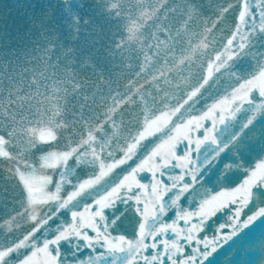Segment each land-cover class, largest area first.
<instances>
[{
    "label": "water",
    "instance_id": "water-1",
    "mask_svg": "<svg viewBox=\"0 0 264 264\" xmlns=\"http://www.w3.org/2000/svg\"><path fill=\"white\" fill-rule=\"evenodd\" d=\"M133 1L128 0L129 13L137 17L129 23V35L121 32V37L130 39L134 25L147 22L159 38L168 39L146 69L135 67L150 53L148 39L132 40L128 49L112 48L110 56L120 57L119 69L110 67V56L86 54L77 60L72 49L92 53L110 30L98 21L97 7L89 0L66 2L67 12L61 9L64 0H57L58 8L51 0L29 2V9L15 5L17 0H0V85L11 87L1 89L0 106H7V96L20 101L49 97L56 103L54 118L72 116L81 123L45 143L31 140L10 147L1 136L0 148L19 162L17 176L36 190L28 198L30 221L20 238L5 208L24 212L18 203H6L0 175V264H95L99 254L105 260L101 264H264V0H151L155 6L149 10L143 0ZM81 3L94 23L85 24L88 31L71 42L66 13ZM174 16L183 26L175 30L176 23L171 29L176 35L165 37ZM45 28L58 32L63 49L41 39ZM187 28L194 31L187 35ZM89 62L95 66L82 67ZM85 76L97 86L94 93L79 84ZM70 90L78 103L69 98ZM40 117L49 122L53 115L45 111ZM0 125L4 132L10 123L0 119ZM31 129L23 126L15 140ZM46 145L53 148L43 159L50 162V171L27 160V152L48 150ZM66 150L71 161L77 159L73 170L52 169L67 161ZM57 152L58 159L50 160ZM198 169L207 171L203 178ZM43 197H57L59 203L36 205ZM149 198L153 202L142 212L135 217L125 213L119 220L118 228L125 230L109 244L108 261L101 245L109 233L91 235L93 223L119 211L121 204ZM214 215L215 222L225 216L230 223L216 226L215 240L209 234ZM156 220L163 221L158 230ZM141 231L150 238L162 236L167 248L143 256ZM189 240L195 245L188 246Z\"/></svg>",
    "mask_w": 264,
    "mask_h": 264
}]
</instances>
